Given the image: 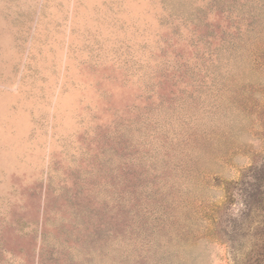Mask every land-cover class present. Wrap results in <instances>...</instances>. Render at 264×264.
<instances>
[{
	"label": "rangeland",
	"instance_id": "374dc122",
	"mask_svg": "<svg viewBox=\"0 0 264 264\" xmlns=\"http://www.w3.org/2000/svg\"><path fill=\"white\" fill-rule=\"evenodd\" d=\"M253 177L264 0H0V264H264Z\"/></svg>",
	"mask_w": 264,
	"mask_h": 264
},
{
	"label": "trees",
	"instance_id": "16d2710c",
	"mask_svg": "<svg viewBox=\"0 0 264 264\" xmlns=\"http://www.w3.org/2000/svg\"><path fill=\"white\" fill-rule=\"evenodd\" d=\"M253 179L258 183L248 185L247 190H245V209L250 210L253 203H258L260 209L264 213V189L261 190V187H264V184H261V179L263 180V178L253 177Z\"/></svg>",
	"mask_w": 264,
	"mask_h": 264
}]
</instances>
